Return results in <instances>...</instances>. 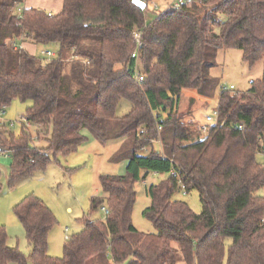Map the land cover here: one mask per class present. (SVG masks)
I'll return each mask as SVG.
<instances>
[{"label": "trees", "instance_id": "trees-1", "mask_svg": "<svg viewBox=\"0 0 264 264\" xmlns=\"http://www.w3.org/2000/svg\"><path fill=\"white\" fill-rule=\"evenodd\" d=\"M54 1L62 5L56 14L19 12L24 0H0V110L30 101L26 119L46 143L34 147L25 124L18 135L0 131V153L12 160L10 186L75 153L87 140L83 131L101 145L123 139L109 160L125 163V173L98 176L107 197L92 198L91 211L105 206L108 215L83 218L60 258L48 254L55 216L25 196L14 214L31 251L9 247L0 226V264H264V166L257 160L264 156V0H190L149 22V3L160 0H141L144 9L132 0ZM140 30L144 80L137 83L131 53ZM21 44L57 48L43 64ZM222 49L239 50L248 67L261 61L263 73L242 93L219 89L216 124L203 135L184 120L196 98L182 113L181 94L214 97L220 83L210 72ZM122 99L131 109L117 117ZM150 175L160 179L145 189L142 215L154 232L144 233L132 222L135 184ZM180 191L197 193L199 213L176 199Z\"/></svg>", "mask_w": 264, "mask_h": 264}, {"label": "rangeland", "instance_id": "rangeland-1", "mask_svg": "<svg viewBox=\"0 0 264 264\" xmlns=\"http://www.w3.org/2000/svg\"><path fill=\"white\" fill-rule=\"evenodd\" d=\"M172 0L154 1L158 3V9L154 10L149 5V14L147 22L152 21L156 15L163 12ZM38 6L43 7L44 0H38ZM155 3V5H156ZM26 2L17 8L23 9ZM35 5V4H32ZM157 6V5H156ZM17 8L15 11H17ZM217 19L224 21L226 15L218 13ZM219 30H214L218 34ZM56 45L36 46L35 56L41 63L48 60L42 56L43 51L55 52ZM217 66L210 72L211 77L218 78L219 88L214 97L209 99H200L194 90H183L180 99L179 112L186 113L189 108V99L196 98L191 107V114L184 117L187 122H192L198 126L211 125L206 117L213 115L218 105V91L220 88L233 86L234 91L242 93L249 89L250 83L262 77L263 64L257 62L254 66L248 67L241 59V52L237 49H222L217 52ZM31 105L30 101L14 100L9 107L5 109L2 119L7 122L2 132H11L18 135L22 128L20 122L22 117L26 118V109ZM131 109V104L127 100H120L116 109V116L123 117ZM13 124L12 127L9 124ZM36 129L30 126L32 135V145L34 147H44V140H38ZM87 140L69 156H57L58 163L52 162L42 171H36L29 176L19 179L12 186L9 183L11 156L4 152L0 156V226H3L7 232V244L9 247L17 249L23 255L28 256L31 247L29 246L25 231L14 214V206L25 196L33 194L51 210L56 218V225L49 232L48 236V254L52 257H62L65 239L64 229H69V236L76 234L82 228L81 220L88 218L90 220L102 219L104 215L98 209L91 211V200L94 197L106 199L99 185L98 176L101 174L124 175L125 163L114 164L110 162V157L124 143L123 139L113 140L106 145L98 143L87 131H83ZM160 146L154 144V149L158 150ZM257 160L264 166V156H257ZM160 177L150 175L146 180H140L135 184L137 193L136 203L133 209L132 222L141 232L151 233L154 228L149 221L144 219L143 211L148 207L150 199L145 193L147 186L156 183ZM176 199L184 201L190 209L199 213L201 206L197 193L186 194L180 191ZM17 264V263H10Z\"/></svg>", "mask_w": 264, "mask_h": 264}, {"label": "built area", "instance_id": "built-area-1", "mask_svg": "<svg viewBox=\"0 0 264 264\" xmlns=\"http://www.w3.org/2000/svg\"><path fill=\"white\" fill-rule=\"evenodd\" d=\"M190 2V0H172L168 5L167 8L169 7H174L176 9L180 8L183 4ZM156 2H151L149 3V5L152 7V9L157 10L158 9V3ZM166 8V9H167ZM18 11L20 12L21 9L19 8ZM141 38H142V31H136L134 33V40H135V48L131 53V59L133 60V78L134 81L137 83H141L144 80V74L141 68V60H140V52H141V48H142V43H141ZM42 55L46 56L48 59L52 58L54 56V53L51 51H43ZM232 92L235 93L233 86H230L229 88L227 87H223L221 88V92ZM5 112V108L3 107L0 110V125H1V130L5 127L6 123L3 119H2V115ZM207 122L212 123L211 125H215L216 121H217V110L213 112V115L211 116H207L206 117ZM21 124H25L27 127H30L31 124L27 121V119L25 117H22L20 120ZM211 125H202L199 126V129L201 130L203 135H206L210 129ZM10 127L13 126V124H9ZM144 132V131H143ZM1 155V153H0ZM180 183V182H179ZM100 211L102 212V214L105 216L108 215V209L105 206H102L100 208ZM65 239L68 241L70 239L69 236V229L65 228Z\"/></svg>", "mask_w": 264, "mask_h": 264}, {"label": "crops", "instance_id": "crops-1", "mask_svg": "<svg viewBox=\"0 0 264 264\" xmlns=\"http://www.w3.org/2000/svg\"><path fill=\"white\" fill-rule=\"evenodd\" d=\"M26 4L24 5V8H40L43 9L51 14H56L61 10V2L60 1H54V0H44L43 7H35L38 6V0H24ZM35 4V5H32ZM22 49H25L28 51L30 54H35V48L36 46H32L29 44H21ZM1 156V155H0ZM64 234H65V229H64Z\"/></svg>", "mask_w": 264, "mask_h": 264}, {"label": "water", "instance_id": "water-1", "mask_svg": "<svg viewBox=\"0 0 264 264\" xmlns=\"http://www.w3.org/2000/svg\"><path fill=\"white\" fill-rule=\"evenodd\" d=\"M132 2L138 6L140 9H144L145 8V3L141 0H132Z\"/></svg>", "mask_w": 264, "mask_h": 264}]
</instances>
